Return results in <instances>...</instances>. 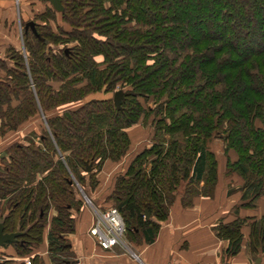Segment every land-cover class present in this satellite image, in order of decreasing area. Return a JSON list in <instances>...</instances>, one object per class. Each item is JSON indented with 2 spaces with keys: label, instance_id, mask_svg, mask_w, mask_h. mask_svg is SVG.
<instances>
[{
  "label": "trees",
  "instance_id": "1",
  "mask_svg": "<svg viewBox=\"0 0 264 264\" xmlns=\"http://www.w3.org/2000/svg\"><path fill=\"white\" fill-rule=\"evenodd\" d=\"M39 1L36 35L23 27L25 56L10 45L12 55L0 58V140L39 119L0 157V223L4 233H24L7 243L17 256L41 245L54 211L48 256L73 263L67 237L83 208L75 182L94 192L103 164L129 151L127 130L148 119V146L96 204L118 210L130 245L154 242L178 196L183 206L212 196L218 163L206 143L214 135L243 196L264 195V0H61L60 13ZM57 14L64 28L53 32ZM116 87L119 110L110 98L66 108ZM239 226H218L228 255L238 252Z\"/></svg>",
  "mask_w": 264,
  "mask_h": 264
},
{
  "label": "crops",
  "instance_id": "2",
  "mask_svg": "<svg viewBox=\"0 0 264 264\" xmlns=\"http://www.w3.org/2000/svg\"><path fill=\"white\" fill-rule=\"evenodd\" d=\"M19 10L14 9L15 0H0V36L6 35L13 27L14 19L28 20L31 5L40 4L39 0H17ZM29 11V12H28ZM86 101L66 106L75 109ZM65 107L55 111L60 113ZM131 141L127 154L118 162L106 161L98 175L99 184L90 193L91 199L99 204L112 190L114 179L123 173L132 157L148 146V134L144 127L133 126L127 130ZM4 139V138H3ZM0 140V157L4 146ZM3 153V154H2ZM231 161L237 156L229 152ZM226 159L218 161V176L212 196H196L189 206H183L178 196L171 206L168 217L158 231L152 244L132 246L129 243L102 251L93 244L87 234L92 221L93 209L97 205L83 206L75 214L74 233L67 239L73 254L72 264H264L262 250L264 238H258V231L264 228V195L251 200V195L244 197L242 179L236 173L227 174ZM55 215L51 211L45 229L43 241L32 254L25 257L16 255L12 245L0 247V261L10 260L11 264H30L33 257H38L40 264H52L47 251V231L49 222ZM240 223L238 229L239 249L235 255L226 253L229 240L218 235L219 225Z\"/></svg>",
  "mask_w": 264,
  "mask_h": 264
},
{
  "label": "rangeland",
  "instance_id": "3",
  "mask_svg": "<svg viewBox=\"0 0 264 264\" xmlns=\"http://www.w3.org/2000/svg\"><path fill=\"white\" fill-rule=\"evenodd\" d=\"M17 0H15V10L18 9L19 10V3H16ZM48 6H50L48 4ZM45 4H39V5H31L30 8V13L28 15V20H22L21 18L18 19L19 17H15L14 22H13V27H11L9 29V31L6 33V35H2L0 36V58L6 59L7 60V56H11L12 53L11 52H7L5 51L6 48L10 45L15 46L17 48V52L23 54V56H25V52H24V42H23V27H24V23L29 22V21H34L37 14L43 13L45 11ZM29 12V11H28ZM58 16V17H57ZM37 23H42V22H37ZM43 24V23H42ZM50 28L53 32H56V27L59 28H64V25L60 19V15L57 14L55 21L54 22H49ZM43 28V27H42ZM9 63V64H7ZM7 68L11 67V62L9 60V62H7ZM5 77V73H0V78ZM119 89L118 87H116V89L113 92L110 93H104V92H96V93H91L86 95L82 101H90V100H98V99H107L110 98L112 100L113 98V94L115 92H118ZM152 102L150 101V103L148 104V106L153 107V105L151 104ZM150 119H148L146 121V123H140L139 125L144 127V131L146 132V134H148V136L151 134L150 133ZM39 124V119L36 120H31L28 121L26 123H23L15 132L13 133H9L6 137H4V146H6L7 144L13 142V141H19L21 143H25L23 140L26 137V135H29V131L32 130L34 127V125H38ZM148 141H149V137H148ZM207 145V149L213 153V155L215 156L217 163L219 161V159L221 160L223 157L225 158V154H224V145L223 142L220 140V138H218V136L214 135L212 136V138L206 143ZM3 154V153H2ZM76 185V189L78 191L79 196L81 197L83 206H89V203L87 202V200L90 201L91 206L94 204H96L95 202H93V199H91L90 194L86 195L82 189L80 188V186L75 182ZM90 206V207H91ZM123 243L127 244V241L125 240V237L123 238ZM119 247H122V245H119Z\"/></svg>",
  "mask_w": 264,
  "mask_h": 264
},
{
  "label": "built area",
  "instance_id": "4",
  "mask_svg": "<svg viewBox=\"0 0 264 264\" xmlns=\"http://www.w3.org/2000/svg\"><path fill=\"white\" fill-rule=\"evenodd\" d=\"M87 202L91 206L90 201L87 200ZM92 215V221L87 234L96 247L102 251H110L119 245L124 246L125 225L116 208L111 207L105 210L93 209Z\"/></svg>",
  "mask_w": 264,
  "mask_h": 264
},
{
  "label": "water",
  "instance_id": "5",
  "mask_svg": "<svg viewBox=\"0 0 264 264\" xmlns=\"http://www.w3.org/2000/svg\"><path fill=\"white\" fill-rule=\"evenodd\" d=\"M42 1L47 2L55 12L60 13L63 11L61 0H42ZM24 28H25V31L30 29L32 31V33L34 35H36L34 22H32V21L26 22L24 25ZM122 98H123V91L122 90H119L118 92H115L113 94L112 100H113V103L118 110L120 109V100ZM89 171H90V168L88 166L86 168V172H89ZM145 217L146 218L148 217L147 213H146ZM23 234L24 233H22V232H16V233H10V234L4 233L3 226L0 223V247L6 245L7 243L15 244L17 242L18 238L20 236H22Z\"/></svg>",
  "mask_w": 264,
  "mask_h": 264
}]
</instances>
